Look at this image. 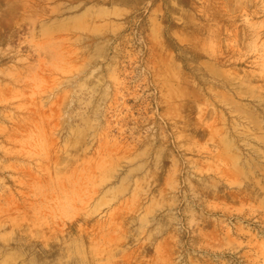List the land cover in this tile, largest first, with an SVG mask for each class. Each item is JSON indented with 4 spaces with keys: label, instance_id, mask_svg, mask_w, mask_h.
Listing matches in <instances>:
<instances>
[{
    "label": "rangeland",
    "instance_id": "374dc122",
    "mask_svg": "<svg viewBox=\"0 0 264 264\" xmlns=\"http://www.w3.org/2000/svg\"><path fill=\"white\" fill-rule=\"evenodd\" d=\"M0 264H264V0H0Z\"/></svg>",
    "mask_w": 264,
    "mask_h": 264
}]
</instances>
